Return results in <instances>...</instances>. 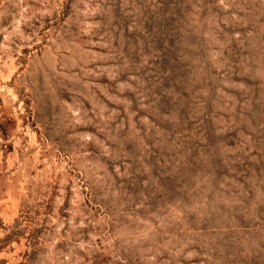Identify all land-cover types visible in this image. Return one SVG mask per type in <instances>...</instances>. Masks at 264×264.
I'll use <instances>...</instances> for the list:
<instances>
[{
    "label": "rangeland",
    "instance_id": "obj_1",
    "mask_svg": "<svg viewBox=\"0 0 264 264\" xmlns=\"http://www.w3.org/2000/svg\"><path fill=\"white\" fill-rule=\"evenodd\" d=\"M0 264H264V0H0Z\"/></svg>",
    "mask_w": 264,
    "mask_h": 264
}]
</instances>
